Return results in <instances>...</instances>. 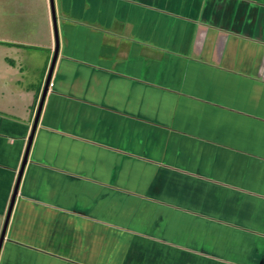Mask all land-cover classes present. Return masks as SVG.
<instances>
[{
  "label": "crops",
  "instance_id": "1",
  "mask_svg": "<svg viewBox=\"0 0 264 264\" xmlns=\"http://www.w3.org/2000/svg\"><path fill=\"white\" fill-rule=\"evenodd\" d=\"M3 2L58 54L0 264H264V0H54L57 36L47 0ZM28 42L0 33L2 70ZM23 81L0 231L45 86Z\"/></svg>",
  "mask_w": 264,
  "mask_h": 264
},
{
  "label": "rangeland",
  "instance_id": "2",
  "mask_svg": "<svg viewBox=\"0 0 264 264\" xmlns=\"http://www.w3.org/2000/svg\"><path fill=\"white\" fill-rule=\"evenodd\" d=\"M47 2L49 3V10H51L50 1L47 0ZM3 3H0V10H1L0 11V33L1 32L7 33L8 43L14 44L15 42H22L28 39L29 45L27 46L28 49L27 47H25L24 50L22 51L14 50L13 48H8L7 58L14 59V60L18 59V61H14L16 63L14 67L7 66L3 70L0 67L1 68L0 74L5 72L6 76H14L12 77L13 79L19 78V76H26V77H29L31 80H33V81H23L24 86L20 85V88L18 89L19 92H17L19 95L20 93H24L26 96H28V89L26 87L31 82H33L34 87H35L39 82H42V79H44V84H45L46 79L49 74V70H50V66L49 68L45 67L46 66L45 58H44L45 52H42V51L38 52L37 50L38 43L42 44L47 41L46 36L44 34L42 35V33L44 32V28H43L44 25L40 26V23L42 24L43 21L40 20L41 16L40 18L36 17V19L34 20L31 19L33 21L32 22L33 28H32L31 25L30 26L25 25V21L26 23H28L29 17L24 18V14L22 12H17V10L15 9L14 13L17 12L19 14V17L18 18L16 17L15 18L16 22H14L13 17L11 18L7 17L8 8L5 7L7 3L5 2ZM14 3L15 2L11 3L10 5H13ZM17 7H19V5ZM28 10L30 9H25L24 11L28 12ZM37 15H38V12H37ZM37 26H40L38 30L36 29ZM53 38L55 41L54 35H53ZM1 48H2V53H3L4 49L3 47L0 46V49ZM32 56L33 58H31ZM4 60L5 59H3V61ZM45 70H47V72L44 75ZM13 79H11V81L7 80V82H4V83L0 82V88L7 87V88H4V91L8 89V92L10 94H16V90L14 91V89H16L18 85H17V82H13ZM2 96H6V95L4 94ZM11 102H12V99L10 97L6 99V104L11 103ZM1 231H0V235H1Z\"/></svg>",
  "mask_w": 264,
  "mask_h": 264
},
{
  "label": "water",
  "instance_id": "3",
  "mask_svg": "<svg viewBox=\"0 0 264 264\" xmlns=\"http://www.w3.org/2000/svg\"><path fill=\"white\" fill-rule=\"evenodd\" d=\"M49 1H50L51 11H52L54 32H55V34L57 36V22H56V16H55V4H54V0H49ZM57 54H58V50L56 49L55 55L53 57L52 65L50 67L49 74H48V77L46 79V83H45L44 89L42 91L41 101H40V104H39V107H38V110H37V113H36V116H35V122H34V126L32 128L31 136L28 139L27 148H26L24 159H23V164H22L20 172L18 174V179H17V183H16V186H15V189H14L13 196H12L11 204H10L9 210L7 212V216H6V219H5V222H4V226H3V229H2V232H1V235H0V251H1V247H2L3 241L5 239L8 223H9L11 212H12V209H13V205H14L17 193H18V189H19V185H20V182H21V178H22L24 169H25L26 164H27L30 148H31L32 142H33V136H34L37 124L39 122V118H40L41 110H42V107H43V103H44L45 98H46L47 93H48L49 84L51 82V78H52L53 70H54V67H55Z\"/></svg>",
  "mask_w": 264,
  "mask_h": 264
},
{
  "label": "clouds",
  "instance_id": "4",
  "mask_svg": "<svg viewBox=\"0 0 264 264\" xmlns=\"http://www.w3.org/2000/svg\"><path fill=\"white\" fill-rule=\"evenodd\" d=\"M53 85H52V83L50 82V84H49V88H51ZM49 90V89H48ZM18 194V193H17Z\"/></svg>",
  "mask_w": 264,
  "mask_h": 264
},
{
  "label": "bare ground",
  "instance_id": "5",
  "mask_svg": "<svg viewBox=\"0 0 264 264\" xmlns=\"http://www.w3.org/2000/svg\"><path fill=\"white\" fill-rule=\"evenodd\" d=\"M36 131V130H35Z\"/></svg>",
  "mask_w": 264,
  "mask_h": 264
}]
</instances>
